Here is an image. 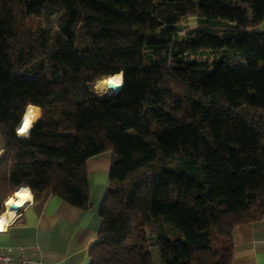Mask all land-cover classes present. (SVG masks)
Returning <instances> with one entry per match:
<instances>
[{"label":"trees","instance_id":"obj_1","mask_svg":"<svg viewBox=\"0 0 264 264\" xmlns=\"http://www.w3.org/2000/svg\"><path fill=\"white\" fill-rule=\"evenodd\" d=\"M262 19L264 0H0V215L21 185L89 207L87 160L112 150L89 264H231L264 214Z\"/></svg>","mask_w":264,"mask_h":264},{"label":"crops","instance_id":"obj_2","mask_svg":"<svg viewBox=\"0 0 264 264\" xmlns=\"http://www.w3.org/2000/svg\"><path fill=\"white\" fill-rule=\"evenodd\" d=\"M112 160V150L87 160V208L69 204L55 195L35 199L30 190L33 202L20 208L6 228L4 222L0 248L25 247L36 264H89L88 248L101 226L98 209L110 181ZM10 215L13 213H8L7 219ZM233 237L231 264H264V214L256 221L237 225Z\"/></svg>","mask_w":264,"mask_h":264},{"label":"clouds","instance_id":"obj_3","mask_svg":"<svg viewBox=\"0 0 264 264\" xmlns=\"http://www.w3.org/2000/svg\"><path fill=\"white\" fill-rule=\"evenodd\" d=\"M125 83L123 72L109 75L102 85L94 87L96 95L103 97L104 95H110L114 91L119 90ZM42 110L33 104H27L25 106L24 113L16 128V135L23 139H30L31 130L42 117ZM4 137L0 136V154H3Z\"/></svg>","mask_w":264,"mask_h":264},{"label":"built area","instance_id":"obj_4","mask_svg":"<svg viewBox=\"0 0 264 264\" xmlns=\"http://www.w3.org/2000/svg\"><path fill=\"white\" fill-rule=\"evenodd\" d=\"M9 199L10 197L2 203V206L4 207L5 210H7V203ZM29 202L30 203L33 202V197H32V200L30 199ZM15 218H16V215L13 218V220ZM0 264H36V263L30 257L25 247H19L17 250H14L13 247H1L0 248Z\"/></svg>","mask_w":264,"mask_h":264},{"label":"bare ground","instance_id":"obj_5","mask_svg":"<svg viewBox=\"0 0 264 264\" xmlns=\"http://www.w3.org/2000/svg\"><path fill=\"white\" fill-rule=\"evenodd\" d=\"M106 78L97 81L96 84H95V86L102 85L103 84V81ZM31 197H32V195H31V192H30V188L27 185H21L20 187L17 188V190L10 197L9 200H11V201H13V203L17 204L19 206V209H20V208L24 207V205H26L27 203H29ZM31 200H32V198H31ZM8 205H10V204H8ZM8 205H7V210H5L6 212L4 211L5 213L0 216V228H1V230L5 229L8 226V224L10 223V221L13 220L12 219V220L9 221V219L11 217H15V215H16V211L17 210L15 211L13 209H10V207ZM8 213H13V215H10L8 217V219H7V216L6 215ZM6 219H7V221H6ZM4 222H6L5 223V228H4Z\"/></svg>","mask_w":264,"mask_h":264},{"label":"rangeland","instance_id":"obj_6","mask_svg":"<svg viewBox=\"0 0 264 264\" xmlns=\"http://www.w3.org/2000/svg\"><path fill=\"white\" fill-rule=\"evenodd\" d=\"M258 29L264 30V19H262L260 21V23L258 24ZM231 64L234 65V66L244 65L243 61L240 58L235 59L234 61H232ZM94 87H95V85H94Z\"/></svg>","mask_w":264,"mask_h":264},{"label":"water","instance_id":"obj_7","mask_svg":"<svg viewBox=\"0 0 264 264\" xmlns=\"http://www.w3.org/2000/svg\"><path fill=\"white\" fill-rule=\"evenodd\" d=\"M120 90H121V88H120L119 90H117V91H114L112 94H116V93H118ZM20 120H21V119H20ZM9 207H10V209H13V210H18V209H19V206H18L17 204H15V203L10 204Z\"/></svg>","mask_w":264,"mask_h":264},{"label":"snow or ice","instance_id":"obj_8","mask_svg":"<svg viewBox=\"0 0 264 264\" xmlns=\"http://www.w3.org/2000/svg\"><path fill=\"white\" fill-rule=\"evenodd\" d=\"M12 203H13V201H11V200L8 201V204H12Z\"/></svg>","mask_w":264,"mask_h":264}]
</instances>
